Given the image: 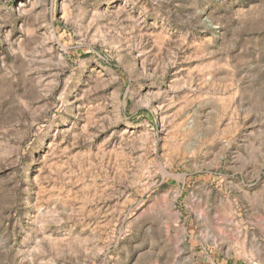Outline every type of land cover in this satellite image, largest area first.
I'll list each match as a JSON object with an SVG mask.
<instances>
[{
  "label": "rangeland",
  "instance_id": "1",
  "mask_svg": "<svg viewBox=\"0 0 264 264\" xmlns=\"http://www.w3.org/2000/svg\"><path fill=\"white\" fill-rule=\"evenodd\" d=\"M0 264H264V0H0Z\"/></svg>",
  "mask_w": 264,
  "mask_h": 264
}]
</instances>
